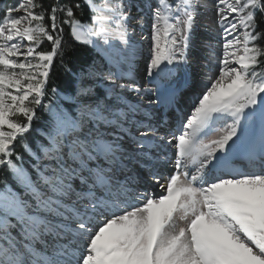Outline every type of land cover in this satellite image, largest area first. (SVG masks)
<instances>
[{
  "label": "snow or ice",
  "instance_id": "obj_1",
  "mask_svg": "<svg viewBox=\"0 0 264 264\" xmlns=\"http://www.w3.org/2000/svg\"><path fill=\"white\" fill-rule=\"evenodd\" d=\"M0 4V168L21 188L0 189V264H264V0H215L223 41L219 56L210 47L217 75H209L190 114L165 132L167 120L145 124L138 114H149L124 93L174 103L175 66L187 63L206 0L137 5L147 9L136 23L150 42L145 74L152 88L136 79L142 46L124 0ZM85 6L90 22L76 16ZM65 25L108 65L76 74L75 94L62 97L71 108L51 103L55 87L43 103L54 58L71 71L63 60ZM44 41L50 50L38 51ZM100 77L104 94L92 99L95 89L85 81ZM37 109L49 120L33 148L25 134ZM126 160L159 184L161 195L138 190L141 177L128 174ZM166 164L171 173L161 171Z\"/></svg>",
  "mask_w": 264,
  "mask_h": 264
},
{
  "label": "rangeland",
  "instance_id": "obj_2",
  "mask_svg": "<svg viewBox=\"0 0 264 264\" xmlns=\"http://www.w3.org/2000/svg\"><path fill=\"white\" fill-rule=\"evenodd\" d=\"M206 2L209 5L208 9L207 10L201 9L200 14L195 19V24H194L193 29H192V33H196L194 45L196 46V49L199 48L200 53H198L197 56H192V55L188 56L187 55V63L186 64H180L178 66H175L176 71H175V74L173 75L172 80H171V83H172L173 87L175 88V85H177L178 80L182 79V82H184V83L180 87V89L182 88V92L188 91L186 93V99H184L185 98L184 97L183 98L184 102L181 104V106L183 105L184 109L182 111H179V112L184 113V115L182 117H187L190 114V109L192 107L193 99L196 96H199L200 94L203 93V91L205 90L206 84H208V82H209V81H207L209 74L213 71L216 72L217 68H218L215 57L210 56V47L214 48L216 46L214 41H212L213 40L212 37L214 35H218L219 42L222 45V42H223L222 41V32H221V29L217 25V16L215 14V8H214L215 0H206ZM143 3H144V0H124V4L126 6H128V5L131 6L129 15L131 17H133V20L131 22V27L136 29L135 39L137 41H139V43L145 47V50L143 52L144 57L142 56L140 58H137L138 60H135V62H134L135 64L139 63L141 65V70H138L137 68H135L136 79H137L138 84L142 88H152V85L149 83L148 78L145 74L146 58L148 56V47H149L150 42H149V40H142L140 38L139 25L136 23V20L139 19L141 16H143L145 14V12H147V9H144V11H141L137 7V5L142 7ZM125 10L126 11L128 10L127 7ZM196 20H197L198 24H196ZM151 22H152L151 19L146 20V24L149 26L151 25ZM206 31H209V32L207 33ZM144 34L145 35L150 34L149 28L145 29ZM229 38H231V37H229ZM214 50H215V48H214ZM216 50H215V52H216ZM217 51H219L218 53L220 55L221 50H217ZM216 55L219 56L217 54V52H216ZM189 60H192L193 64H195L196 67H198L201 70V74L197 78H191L189 76V74H191V71H192L191 70L192 68H190L189 64H188ZM209 69H211V71H209ZM100 71H104V70H100ZM105 71H107V70H105ZM85 83L92 85L94 87V89H99L101 87L103 91H104L105 85L107 84V82L104 81L102 77H101L100 81L86 80ZM180 89H179V91H180ZM95 93H96V96L91 97L92 99L97 98L98 92L95 91ZM124 95L127 97L129 102H131L133 104H137V103L141 104L143 109H144V112L149 114V115H145L144 113H140V114H138V117H137L138 119L143 120L144 123L147 124L150 122V115H151L150 113L154 112L156 115L157 123H159V118H160V115L163 111V108L162 107H160V109L155 108L157 106V104H159V103H152L155 105V107L152 109L148 108L149 106L147 105L149 99H152V100L156 99V97L154 95H150L148 97H145L144 100H141V98L139 96H137L135 92H125ZM176 113H178V111L174 110L172 112V115L175 116ZM178 115H180V114L178 113ZM133 131H135V130L133 129ZM126 143H128V142H126ZM13 179H14V177H13Z\"/></svg>",
  "mask_w": 264,
  "mask_h": 264
},
{
  "label": "trees",
  "instance_id": "obj_3",
  "mask_svg": "<svg viewBox=\"0 0 264 264\" xmlns=\"http://www.w3.org/2000/svg\"><path fill=\"white\" fill-rule=\"evenodd\" d=\"M8 3L14 4L16 0H7ZM38 2L42 3L45 8L50 7L52 0H38ZM62 2H67V0H62ZM78 2V0H73V3ZM0 7H3V4H0ZM39 11V9H37ZM76 16L82 22H90L91 13L87 6L83 8V14L79 11L76 12ZM45 23L48 21L46 19ZM261 28H264V23L260 24ZM64 39L67 41V45L65 46V52L63 56L64 64L67 68L71 69V71H65L61 68V58L57 56L54 59L53 67L50 71V76L48 79V83L46 85L47 95L45 96L43 103H50L48 97L52 96V88L55 87L58 89V94L56 97H53L51 103L55 105L57 101L64 106L65 108H71V104L63 99L62 97L67 96L69 94H75L76 87V74L83 70H87L90 66L95 63L99 70H107L108 65L107 62L101 57V55L91 46L81 45L78 42L73 41L69 36L68 26H64ZM38 51L41 50H50L49 42L44 41L37 48ZM97 81L101 80L100 78L96 79ZM98 88V87H97ZM97 91V97L103 96L104 91L100 87L99 89H95ZM22 119V118H21ZM49 120V115L47 112L43 111V109H37L36 118H34L32 122V127L28 133L25 134L27 142L35 148V142L37 140L42 141L43 137L39 134L41 130H47V121ZM15 152L21 154L24 160V166L31 171L29 167L30 156L23 151L19 142L14 144ZM15 159V157H13ZM19 164L20 162L17 161ZM7 184L15 191H21V188L17 184V182L13 179L12 174L7 171L5 168H0V189H3L4 185Z\"/></svg>",
  "mask_w": 264,
  "mask_h": 264
},
{
  "label": "bare ground",
  "instance_id": "obj_4",
  "mask_svg": "<svg viewBox=\"0 0 264 264\" xmlns=\"http://www.w3.org/2000/svg\"><path fill=\"white\" fill-rule=\"evenodd\" d=\"M210 10V9H209ZM216 14V13H215ZM196 24H198V22H197V20H196ZM207 33L209 32V31H206ZM195 37H196V33H191V38H190V42H189V47H188V49H187V55L189 56V55H192V56H197V54L198 53H200V50H199V48L198 49H196V46L194 45L195 44ZM213 40L212 41H214V43H215V50L217 49V50H221V47H219V46H217L218 44H220V42H219V39H218V35H214L213 37ZM142 47H141V50H140V53H139V57L138 58H140V57H144V54H143V52H144V50H145V47L142 45V44H140ZM216 50V52H217V54L219 55V51H217ZM143 54V55H142ZM144 59V58H143ZM136 60H138V59H136ZM189 67L190 68H192L191 70V74H189V76L191 77V78H197L200 74H201V70L198 68V67H196V65L195 64H193V62H192V60H189ZM136 65V67L135 68H137L138 70H141V65L139 64V63H136L135 64ZM209 75H211V76H213V77H215L216 75H217V71L216 72H211ZM207 81H208V79H207ZM183 83L184 82H182V79H179L178 80V83H177V85H175V89H176V96H175V101H174V103L171 105V106H165V104H163V103H159V104H157V106L155 107V105L154 104H147L149 107L148 108H150V109H152V108H156V109H158V108H160V107H162L163 108V111H162V113L161 114H165L164 116H163V118H161L160 120H159V125H163L164 124V121L165 120H167V126L165 127V126H162L163 128H164V130H162L163 132H165V131H167V129L168 128H171L172 130H175L176 129V127H177V124H178V118H177V116H178V114H176L177 116H175L174 118H171L172 117V115H171V111L172 110H179L178 108L179 107H181V104L184 102L183 101V98L184 99H186V93L188 92V91H183L182 92V88L180 89V87L183 85ZM179 89H180V91H179ZM144 100V99H143ZM149 110V109H148ZM151 114V113H150ZM158 125V124H157ZM167 149H170L171 147L170 146H168V147H166ZM240 163V165L245 169V170H248V166L246 165V164H243V162L241 161V162H239ZM167 167L169 166V165H166ZM161 182V181H160ZM163 183H165V181L163 180ZM162 184V183H161ZM151 191L150 192H152L154 195H156V196H159V195H161V189H160V186H152L151 188Z\"/></svg>",
  "mask_w": 264,
  "mask_h": 264
}]
</instances>
